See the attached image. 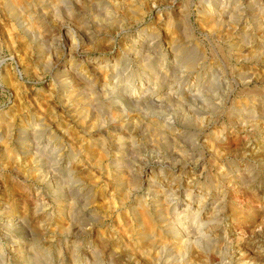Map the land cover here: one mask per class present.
I'll use <instances>...</instances> for the list:
<instances>
[{
  "label": "clouds",
  "instance_id": "9594fccd",
  "mask_svg": "<svg viewBox=\"0 0 264 264\" xmlns=\"http://www.w3.org/2000/svg\"><path fill=\"white\" fill-rule=\"evenodd\" d=\"M0 264H264V0H0Z\"/></svg>",
  "mask_w": 264,
  "mask_h": 264
}]
</instances>
